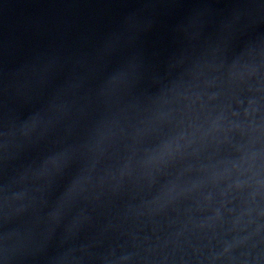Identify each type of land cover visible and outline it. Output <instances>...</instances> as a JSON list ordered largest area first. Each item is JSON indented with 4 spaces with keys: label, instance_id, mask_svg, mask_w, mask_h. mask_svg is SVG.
I'll return each instance as SVG.
<instances>
[{
    "label": "water",
    "instance_id": "obj_1",
    "mask_svg": "<svg viewBox=\"0 0 264 264\" xmlns=\"http://www.w3.org/2000/svg\"><path fill=\"white\" fill-rule=\"evenodd\" d=\"M0 264H264V0H0Z\"/></svg>",
    "mask_w": 264,
    "mask_h": 264
}]
</instances>
